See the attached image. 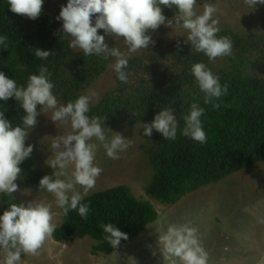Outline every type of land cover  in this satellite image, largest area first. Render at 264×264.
Here are the masks:
<instances>
[{"label": "trees", "instance_id": "obj_1", "mask_svg": "<svg viewBox=\"0 0 264 264\" xmlns=\"http://www.w3.org/2000/svg\"><path fill=\"white\" fill-rule=\"evenodd\" d=\"M254 9L259 11L257 21L263 25V31L259 33L244 35L237 32L228 19L227 22L220 20L218 35L229 36L233 48L231 56L216 58L215 61L222 59L217 69L215 61L209 62L203 53L195 52L189 44L182 42L169 49H148L147 55L129 56V80L122 83L108 67L113 62L111 59L106 61L95 55L84 56L79 50L73 51L68 47L70 37H65L62 22L56 19L58 11L42 10L33 20L10 11L7 0H0V35L8 37L7 47L0 46V71L18 85H26L29 75L38 74L41 66L47 67L54 83L52 91L59 103L82 95V91L99 76L112 75L115 85L90 106L89 113L90 116L105 117V125L109 128L119 123L135 126L151 122L154 115L167 106L174 109L179 127L183 128V116L187 114L189 104L193 100L199 102L205 108L201 117L207 137L205 144L186 138L179 131L175 141L165 140L154 130L151 142L140 146L151 169L144 192L168 207L176 205L188 194L220 182L231 173L244 171L248 178L252 173L250 170L264 173V74L247 69V66L264 65V6L258 5ZM163 14L169 18L175 14V9L164 8ZM98 34L103 35V30H98ZM106 42L120 48L122 38L109 36ZM35 49L49 50L54 55L40 60L34 55ZM252 55L256 58L251 59ZM197 62L205 63L220 77V83L228 86L227 95L214 101L220 105L218 109L203 102V93L190 72L191 65ZM0 110L14 126L20 124L21 117L25 115L14 98L0 101ZM37 111L40 112V109L37 108ZM28 143L32 144L29 138L26 145ZM34 158L31 153L19 165L22 171L18 181L22 187L36 189L42 176L52 174L47 166L39 164ZM247 177L239 200L243 207L238 211L242 215L254 210L252 204L257 203L253 193L247 194L249 199L244 194L249 183ZM213 190V197L209 196L211 190L202 191L204 201L208 199L207 202H210L211 198L218 197L219 189ZM2 202L0 213L10 203H15L11 196L4 194ZM84 202L90 207L88 218L82 219L76 211H70L67 216L62 214L60 224L52 235L55 241L64 242L74 234H84L96 241L94 253H111L113 247L104 239L106 234L101 224L113 223L126 233L128 239L120 241V244H125L156 221L158 215L148 198L135 197L125 183L91 191ZM225 203V199L219 197L211 210L220 212L219 208ZM246 205L250 207L245 211L243 208ZM240 236L245 240L238 244L236 238L235 246L227 245V239L220 234L208 237L205 249L220 257L233 254L245 256L244 264L258 261L264 248L255 253L250 246L247 251L249 235ZM225 248L228 251L225 252Z\"/></svg>", "mask_w": 264, "mask_h": 264}, {"label": "clouds", "instance_id": "obj_2", "mask_svg": "<svg viewBox=\"0 0 264 264\" xmlns=\"http://www.w3.org/2000/svg\"><path fill=\"white\" fill-rule=\"evenodd\" d=\"M7 3L10 11L34 20L41 13L43 0H7ZM243 3L251 10L264 6V0H243ZM197 6V0H67L56 19L62 21L65 37H70V49L79 50L84 56L111 59L113 62L108 67L120 82L127 83L129 55L154 45L149 30L155 31L161 25L182 28L186 33L185 43L195 52L203 53L209 62L232 55V39L218 35L221 29L215 4L205 0L199 14ZM164 8L175 9L171 19L163 14ZM100 29L103 35L98 34ZM109 36L122 38L126 50L110 46L106 42ZM7 40V35H0V46L6 48ZM34 55L46 60L54 53L35 49ZM190 72L203 93L204 104L218 109L220 105L214 101L227 95L228 86L222 85L220 77L203 62L192 64ZM51 75L47 67L41 66L38 74L29 75L26 85H18L0 71V101L14 98L25 113L21 123L14 126L0 110V194L12 196L18 190L15 181L22 171L19 165L33 152V145H26V140L44 109L50 112L54 124L67 125L70 130L51 137L52 156L46 163L54 171L42 176L38 187L52 194L64 216L76 211L82 219H87L90 207L84 201L103 171L97 162L98 150L102 148L108 158L117 160L131 146V140L106 127L105 117L89 115L90 106L98 100L95 91L59 103L52 91ZM37 105L41 106L40 112ZM204 113L205 108L193 100L180 128L174 109L164 107L151 122L142 124V135L151 137L155 130L165 140L175 141L179 131L180 135L203 145L207 140L201 119ZM55 215L52 205L40 200L10 203L0 213V264H22V255H38L57 228ZM157 225L158 245L162 246L168 264H208L209 254L197 227L190 222H167L164 218L157 220ZM100 227L106 234L104 239L115 249L121 240L128 239L113 223Z\"/></svg>", "mask_w": 264, "mask_h": 264}, {"label": "rangeland", "instance_id": "obj_3", "mask_svg": "<svg viewBox=\"0 0 264 264\" xmlns=\"http://www.w3.org/2000/svg\"><path fill=\"white\" fill-rule=\"evenodd\" d=\"M66 2L67 0H43L42 10H56L59 12L61 6L65 5ZM212 2L217 9L216 16L219 20L227 22L228 19L230 24L235 26L237 32L246 35L263 31L262 23L257 21L260 16L259 11L249 9L243 3V0H212ZM204 3L205 0H197L198 14L203 11ZM172 17L173 15L167 19H171ZM148 34L152 36L155 44L149 45L145 50L141 49L135 53H131L129 56L132 57L142 53L147 55L146 52L148 49L155 50L159 47L169 49L185 42L186 39L185 31L179 26L169 28L161 25L155 31L149 30ZM120 49L122 51L126 50L123 40ZM255 58L256 56L252 55L251 59ZM221 61L222 59L220 58L214 62L216 69ZM247 69L248 71L254 70L258 74H264V65L257 67L247 66ZM114 85L115 80L112 75L99 76L93 84L82 91V94L95 91L98 94V100L94 101L93 104H96L101 99V96ZM60 103L63 104L62 102ZM37 108L41 109V106L39 105ZM49 116L50 112L41 109V114L37 116V123L30 131L28 138L33 145V158L35 157L34 159H37L39 164L47 166L52 173L54 170L46 163L47 159H50L52 156L50 150L51 137L57 136L60 132L63 134L70 129L67 125L61 126L60 124H54ZM113 125L114 127H112ZM113 125L110 129L120 132L123 136L129 138L131 140V146L125 152L121 153L120 158L117 160L108 158L102 148L98 150L97 162L103 171L97 177L95 187L91 191L110 187L117 183H125L131 188V192L135 197L148 198L151 204H153L158 214L156 221L141 230L132 241L126 244H119L116 249L113 248V251L107 254L101 252L94 253L93 248L96 241L84 234H74L68 241L64 242L55 241L51 237L45 241L38 255H23L22 264H168L164 258L162 246L158 245L157 239L159 236L157 220L162 218L166 219L167 222L173 223L190 222L193 226L197 227L204 248L207 238H213L217 234L224 236L228 241L226 244H230L231 246L237 244V239L239 241L238 244H242L245 238L240 235L246 234V237L249 235L247 251L250 246L255 253L264 248V173L250 170L252 173L249 174L248 178V175L244 171H239L229 175L216 184L188 194L183 200L181 199L176 202V205L167 207L165 203L148 197L143 189L148 178H150L151 169L147 165V159L140 149V146H147L151 142L152 135L151 137L142 135V124L129 126L119 123ZM246 177L249 183L244 194L247 197L248 193H253L257 197L255 201L257 203L256 205H253L254 203L252 204L253 208H255L254 210L246 214L243 213L242 215V212H239L238 209L243 207L239 203V200L241 192L245 190ZM15 183L18 185V190L12 193L11 197L16 204L31 200L50 203L52 205V211L57 213L54 216V222L60 224L62 213L55 205V198L52 194L43 189H39V187L36 189L22 187L19 185L18 179ZM234 186L236 187L235 189ZM213 189H219V193L216 194L218 197L211 198L210 202H207L208 199L204 201L201 197L202 191L211 190L209 196L213 197L215 196L213 195ZM233 189L238 192H234ZM259 194L260 197H258ZM219 197L221 200L225 199L226 201L221 206V208H224H219L221 210L220 212L212 211V206ZM247 198L249 199V197ZM2 205V194H0V207ZM249 207L250 205H246L243 210L246 211ZM208 254V264H244L243 261L245 260V256H236V254L225 257H220L219 254L214 255L210 252ZM263 255L264 250H262L260 257ZM220 258L222 261H219ZM235 259L240 261L237 260V262ZM231 260L235 261L230 262ZM260 263L264 264V260L261 259L252 264Z\"/></svg>", "mask_w": 264, "mask_h": 264}, {"label": "crops", "instance_id": "obj_4", "mask_svg": "<svg viewBox=\"0 0 264 264\" xmlns=\"http://www.w3.org/2000/svg\"><path fill=\"white\" fill-rule=\"evenodd\" d=\"M262 257H263V258H262ZM261 259L264 260V255L261 256L260 259H259L258 261H260ZM254 262H255V261H254ZM252 263H253V262H252ZM260 264H261V263H260Z\"/></svg>", "mask_w": 264, "mask_h": 264}]
</instances>
